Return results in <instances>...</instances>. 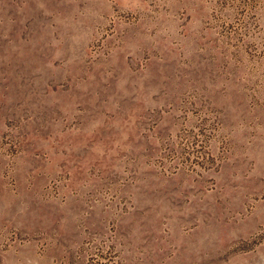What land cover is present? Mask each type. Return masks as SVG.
Instances as JSON below:
<instances>
[{
	"label": "rangeland",
	"instance_id": "obj_1",
	"mask_svg": "<svg viewBox=\"0 0 264 264\" xmlns=\"http://www.w3.org/2000/svg\"><path fill=\"white\" fill-rule=\"evenodd\" d=\"M0 264H264V0H0Z\"/></svg>",
	"mask_w": 264,
	"mask_h": 264
}]
</instances>
